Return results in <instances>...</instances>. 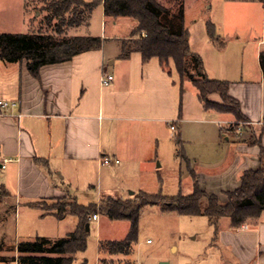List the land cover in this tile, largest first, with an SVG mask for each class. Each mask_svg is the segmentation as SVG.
<instances>
[{"label":"crops","instance_id":"1","mask_svg":"<svg viewBox=\"0 0 264 264\" xmlns=\"http://www.w3.org/2000/svg\"><path fill=\"white\" fill-rule=\"evenodd\" d=\"M258 3L257 0H219L218 5H225L227 10L233 4ZM100 6L104 17L103 4ZM221 12L225 14L222 23L215 17L206 22L213 23L215 29L226 28L230 11L227 16L224 10ZM120 18L124 21L119 22H125L120 24L125 27L124 34L103 32L101 48L79 53L68 61L46 64L38 77L30 73L26 61L0 60V99L17 102L11 114H0V167L6 173L2 183L19 205L67 196L78 201L75 191L80 187L97 194L93 175L111 166L104 164L103 158H116L120 164L121 158H130L136 152L150 153L155 144L160 149L167 128L174 133L180 131L183 140H190L191 132L198 139L200 151H186V156L201 188L218 194L221 200L226 199V192L240 186L244 171L261 166L264 73L260 54L264 50V28L262 36L250 48L236 32L239 43L210 36L217 45L203 53L192 48L190 23L193 21L188 24L185 8L192 50L202 56L209 78L228 81L229 95L239 101L247 119V125L230 129L224 124L235 123L236 117L205 109L196 88L188 87L189 81L182 82L172 59L165 67L158 57L145 61L138 51L120 57L123 42L133 38L132 30L137 24L133 18L118 17L111 23L113 27L120 26L117 23ZM103 74L113 76L109 85H102ZM210 96L221 98L219 93ZM4 159L11 160L3 167ZM136 193L131 191L125 196L121 188L103 186L101 182L98 201L90 203L99 204L108 197L129 198ZM45 215L54 214H43L42 210L41 216L45 218ZM101 217L99 214L95 220L91 216L90 226L94 221L98 225ZM77 223L75 217L74 228L66 235ZM102 226L101 222L100 235ZM38 236L61 238L39 231L34 236L25 235L24 240ZM218 238L230 250L225 263L264 264V210L256 224L229 225L220 230Z\"/></svg>","mask_w":264,"mask_h":264},{"label":"trees","instance_id":"2","mask_svg":"<svg viewBox=\"0 0 264 264\" xmlns=\"http://www.w3.org/2000/svg\"><path fill=\"white\" fill-rule=\"evenodd\" d=\"M47 11L45 24L50 31L40 29L31 33L0 32V60L8 63L26 61L30 73L38 77L42 66L64 62L75 55L99 49L102 37L94 35L69 34L70 28L90 24L94 8L103 4L106 17H130L136 21L132 39L123 42L120 57L138 51L146 61L158 57L166 67L172 59L182 82H191L205 109L231 113L237 121H247L242 114L239 101L229 95L226 80L209 78L205 72L202 56L192 50L189 30L185 25V0H175V6H166L159 0H42ZM55 21V22H54ZM209 34L216 39L215 26L208 24ZM264 73V50L260 54ZM219 93L225 103L218 104L210 95ZM238 123L235 124L236 129ZM178 154L187 165L193 179V189L189 194L165 195L161 192L139 190L133 197H108L97 203L81 204L75 197L55 199L50 207L44 201L28 202L39 207L43 214L52 213L62 219L75 216L76 228L66 236L51 240L38 236L33 240L14 241V236L6 231L9 218L17 211V203L7 187L0 183V261L15 260L17 264H72L78 252L87 248L90 218L95 213L110 220H126L129 230L122 239L100 238L101 254L129 255L139 237V222L144 207L157 205L162 211H174L184 215H206L219 230L222 217H228L234 227L246 223L256 224L264 210V148H261L262 164L257 169L244 171L238 188L226 192L221 200L214 192L201 188L195 170L184 151L180 131L175 133ZM17 251L18 255L2 252ZM82 264H88L83 262Z\"/></svg>","mask_w":264,"mask_h":264},{"label":"rangeland","instance_id":"3","mask_svg":"<svg viewBox=\"0 0 264 264\" xmlns=\"http://www.w3.org/2000/svg\"><path fill=\"white\" fill-rule=\"evenodd\" d=\"M159 1L166 6H175V0ZM257 1L259 2L257 5L233 4L226 10L225 5L222 7L218 5L219 0H185L188 24L191 20L193 21V24L190 23L193 31L192 48L205 53L213 48V45H217L212 42L206 21H211L215 17L222 23V18L225 17V14L221 12L223 10L224 13L226 12V16L228 11L230 13L226 28L219 25L220 28L215 29L217 40L237 44L239 40L236 37L240 34L247 48L252 47L254 41L262 36L264 28V0ZM100 5L94 8L88 26L70 28L68 33L97 36H102L103 32L108 35L124 34L125 27L120 24L125 22H119L124 20L117 19L120 26L113 27L111 23L115 19L105 15L103 17ZM210 5L213 6L212 9H209ZM43 6L42 0H0V32L31 33L40 29L50 31L51 28L45 24L47 11L43 9ZM228 33L230 35H227ZM233 35L235 37L231 39ZM187 85L194 88L190 82H187ZM210 99L218 104L225 103L220 97L213 99L210 96ZM236 123L238 126L247 125V121L236 120L235 123L224 124V127L234 129ZM165 136L166 139L161 142L160 149L155 144L150 153L136 152L130 158H121L120 164L116 158H111L112 162L109 164L111 166H105L93 175L97 194L96 191L80 187L75 191L78 201L84 204L98 201L101 182L103 186L111 185L121 188L125 196H128L131 191L138 192L140 189L147 192H161L165 195L191 193L193 189L192 177L188 172L185 160L178 154L175 133L167 128ZM189 136L191 141L183 140V152H199L201 147L200 144L197 145L198 139L194 138L192 132L189 133ZM192 140L196 142H192ZM192 165L195 167L194 163ZM5 175V170L0 167V183L4 182ZM11 182L14 181L11 180ZM61 198L67 199L69 196ZM21 202L24 201L21 200ZM52 202L44 201L45 207H50ZM3 205L0 206V209H4ZM17 207L16 213L9 218L6 225V231L14 236L15 242L23 241L25 235L34 236L39 231L64 237L68 230L74 228V216H69L66 220H59L54 215H45L46 217L43 218L41 208L24 204H18ZM101 222L103 223L102 235H100L99 228ZM98 225L95 221L91 223L87 248L76 254L72 264H82L83 262L88 264H227L225 260L230 256L229 247L223 246L218 238L220 230L231 225L228 217L220 219L219 230H216L206 215L178 214L174 211H162L157 205H148L141 212L139 237L129 255L101 254L98 248L100 237L124 238L129 229L128 221L101 217ZM148 239L149 242L146 241ZM2 254L18 255L17 251L2 252ZM0 264H17V262L15 260L0 261Z\"/></svg>","mask_w":264,"mask_h":264},{"label":"built area","instance_id":"4","mask_svg":"<svg viewBox=\"0 0 264 264\" xmlns=\"http://www.w3.org/2000/svg\"><path fill=\"white\" fill-rule=\"evenodd\" d=\"M113 80V76L109 75V74H103V76L101 77V83L102 85L106 86L109 85ZM17 102L14 99H0V114L1 115H9L12 113V109L16 106ZM20 116V115H18ZM171 128L173 130H175V126L172 124ZM241 127H239V131ZM11 159H4L3 161V167L5 166V163L10 161ZM116 161H118L116 159ZM104 164H110L112 162V159L109 157H105L103 158L102 161ZM93 219L98 220L99 218V213H95L92 216ZM245 228H247V225H244Z\"/></svg>","mask_w":264,"mask_h":264},{"label":"water","instance_id":"5","mask_svg":"<svg viewBox=\"0 0 264 264\" xmlns=\"http://www.w3.org/2000/svg\"><path fill=\"white\" fill-rule=\"evenodd\" d=\"M89 228H90V225H89V224H87V229L89 230ZM163 264H166V263H163Z\"/></svg>","mask_w":264,"mask_h":264}]
</instances>
